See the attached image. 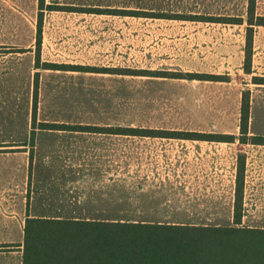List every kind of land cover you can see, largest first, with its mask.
<instances>
[{
    "label": "crops",
    "instance_id": "0c3cea01",
    "mask_svg": "<svg viewBox=\"0 0 264 264\" xmlns=\"http://www.w3.org/2000/svg\"><path fill=\"white\" fill-rule=\"evenodd\" d=\"M158 1L161 3L155 4ZM40 2L0 0V264H23L28 217L109 221L171 219L167 215L147 217L122 212L121 185H116V179L110 175L139 171L140 149L147 157V170L159 175L180 172L188 164L198 166L199 170L210 165L217 182L205 187L218 189L216 196H224L221 189L226 188L218 181L221 179L218 172H230L232 220L239 155L243 154L242 219L243 222L264 220V145L242 142L241 132L224 133L234 135V141H210L39 126L57 123L170 130L138 124L136 116H131L132 104L122 100V93L137 92L139 81L145 80L150 83L149 90L155 84L164 85L170 80L230 86L234 76L241 75L243 91H264V84L253 82L254 76L264 77V25H252V73L244 68L249 0L244 13L209 11L204 15L201 11L166 5L165 0H45L44 6ZM132 11L150 14L137 15ZM194 15L239 17L243 23L183 17ZM256 15L264 16L257 13V6ZM238 30L241 42L236 55L240 68L235 71L234 37ZM48 64L92 69H53ZM147 72L215 74L229 79L174 78ZM37 79L38 125L34 127ZM249 135L264 134L250 131ZM123 157L129 162L124 166ZM161 185L158 187L168 186ZM146 186L139 188L133 183L129 188L130 197L154 191L150 184ZM168 202L170 198L165 200Z\"/></svg>",
    "mask_w": 264,
    "mask_h": 264
},
{
    "label": "trees",
    "instance_id": "16d2710c",
    "mask_svg": "<svg viewBox=\"0 0 264 264\" xmlns=\"http://www.w3.org/2000/svg\"><path fill=\"white\" fill-rule=\"evenodd\" d=\"M44 6L45 0H41ZM257 0H249L248 32L244 68L252 73V25H264V16L256 15ZM62 8L61 6H52ZM67 9H74L65 7ZM118 12V11H115ZM131 13L150 14L143 11ZM185 18L243 23L239 17L183 16ZM41 27L38 56L40 61ZM53 69L90 67L48 64ZM110 71H113L112 69ZM146 73V71H139ZM165 77L226 81L228 76L182 72H147ZM253 82L264 84V77L254 76ZM252 91L242 95L240 139L264 145V135H249ZM33 126L37 127L38 79L35 85ZM45 129H72L95 132L132 133L183 137L210 141H234V135L193 131L111 128L40 123ZM34 142V138H33ZM33 155H31V162ZM245 157L239 155L235 213L232 225L190 223L169 220H73L28 217L25 224L23 264H264V228L243 226Z\"/></svg>",
    "mask_w": 264,
    "mask_h": 264
},
{
    "label": "rangeland",
    "instance_id": "374dc122",
    "mask_svg": "<svg viewBox=\"0 0 264 264\" xmlns=\"http://www.w3.org/2000/svg\"><path fill=\"white\" fill-rule=\"evenodd\" d=\"M165 1L166 5L178 6V9L182 10L201 11L203 15L209 11L244 13L247 5V0ZM159 3L161 2H155V4ZM257 13L264 14V0H257ZM240 33L238 30L234 37L235 71L240 68L237 65L236 55V49L238 50V44L241 42V37L239 40ZM234 78V83L230 86L201 85L190 81L170 80L164 85H153L151 90H149L150 83L146 80L139 81L137 92L122 93V100L132 104L134 112L131 116L132 118L136 116L140 125L162 126L164 129L179 131L239 133L243 91L242 76L235 75ZM250 131L264 134V91L262 90L252 91ZM92 157L96 158V156ZM146 158L140 149L138 163L141 164L140 167H143V170L140 171L139 167V171H121L115 173L116 177L110 175L111 179H116V185L118 183L121 185L123 214L147 217L167 215L172 217L168 219L169 221L233 224L231 204L229 203L231 189L228 187L229 181L232 179L230 172H218V176H221L218 181L223 182L226 188L221 189L224 196H216L215 192L218 189L205 187V185L210 186L217 182V175L213 172L215 170L211 169L210 165L203 167L204 171H202L198 166L188 164L180 172L171 171L159 175L147 170L146 163L148 161ZM125 163L129 162L123 157V166ZM126 167L130 168L129 165ZM227 169L229 170V168ZM90 174L96 175V173ZM101 174L109 176V173ZM154 178H159V181ZM133 183L139 188L150 184V189H154V191L150 190L151 192H147L148 194L144 192L145 194L131 198L129 188L133 186ZM161 183L168 186L158 187ZM182 185L186 187H182ZM154 186L156 187L153 188ZM168 198L171 199V202L165 203ZM130 200L134 203L124 202ZM243 225L264 226V220L246 219Z\"/></svg>",
    "mask_w": 264,
    "mask_h": 264
}]
</instances>
